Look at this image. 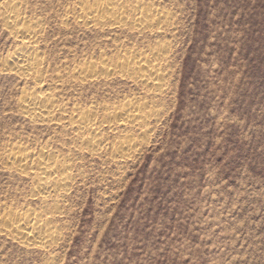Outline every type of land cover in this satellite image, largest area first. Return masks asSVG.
I'll return each instance as SVG.
<instances>
[{"label": "rangeland", "instance_id": "rangeland-1", "mask_svg": "<svg viewBox=\"0 0 264 264\" xmlns=\"http://www.w3.org/2000/svg\"><path fill=\"white\" fill-rule=\"evenodd\" d=\"M75 1L22 0L31 19L43 22L38 53L48 72L148 54L159 41L172 47L164 91L147 132L125 126L135 143L124 159L74 160L63 197L42 203L32 177L0 159V222L29 212L58 228L46 248L0 230V264H264V0H114L171 14L168 29L141 36L62 21ZM13 46L0 23V60ZM112 77L118 80L103 87L55 89L47 81L42 89L60 96L67 113L75 104L115 107L143 97L133 82ZM26 80L0 72V150L74 154L67 120L51 126L23 117L20 91L34 86ZM115 131H106L108 142Z\"/></svg>", "mask_w": 264, "mask_h": 264}, {"label": "bare ground", "instance_id": "bare-ground-1", "mask_svg": "<svg viewBox=\"0 0 264 264\" xmlns=\"http://www.w3.org/2000/svg\"><path fill=\"white\" fill-rule=\"evenodd\" d=\"M22 3V0H0V23L10 43L14 45L0 60V72L14 78H23V81L27 79L31 80L28 82H33V88L30 87L32 89L25 87L20 91L21 97L18 106L23 117L32 124L46 123L48 125L49 123L51 125L61 120H67L68 123L64 124L70 126L68 128H71L73 133L72 140L78 146L74 150V154L71 151V154L68 155L60 153L59 150L51 151L45 150V148L36 152V150L30 149L13 151L5 147L0 150V159L4 160L7 168L14 169L19 176L32 177L35 182V187H32L34 196H37L39 201L45 204L50 197L64 196V192L67 191L73 180V174L71 175L70 171L74 160L84 158V154L98 157L107 153L110 155L109 158L116 161L115 164H119V161L124 159L125 152L132 149L135 143L133 132L125 130V126L127 124L129 127L134 125L137 131L147 132L150 120L153 119V106L158 101L157 99L155 101V97L164 91L165 71L168 58H170L168 53L172 47L169 46L171 44L156 41L155 46L152 45L150 49L147 47L149 53L147 51L146 53L148 54H142L143 52L140 54L139 51H137L139 53L129 52L114 61L102 58L87 64L75 65L66 72L50 73L47 61L38 53L40 41L43 39V22L40 19L32 20V15L22 7ZM141 3L143 4V2ZM149 5V3L144 4L143 10L140 8L137 10L132 5L134 9L129 10L128 4H118L114 0L110 2L107 0H77L71 5V10L60 15V19L73 21L77 26L96 30L108 28L118 31L126 28L129 32L138 33L140 36L145 33L152 34L154 31L160 32L163 28L168 29L169 22H171L168 21L170 12V15L167 14L168 10L163 12L155 9L156 11L153 12ZM115 75L129 80L130 83L133 82L134 86L137 85L140 91L142 90L143 97L125 100L115 107L93 103L83 109L80 108L82 106L79 107L76 104L73 106V104L72 109L67 113L63 104H60L62 98L60 102V96L56 93L55 96L45 92L43 89L46 86H42L48 81L55 89L57 86L64 88L62 87L64 85L68 87L75 85L77 90L88 84L103 87L118 80V77L116 80H109ZM56 92L58 93V91ZM99 108L102 109L101 112H99ZM113 130L119 132L115 134L116 136L112 134L114 137L113 139L111 137V143L108 142L110 138L106 136V131L112 132ZM59 132L61 131L59 130ZM71 145L73 146V144ZM61 150L64 151L62 148ZM60 155L64 157L60 158ZM128 155L130 154L126 155L129 158ZM55 208L53 209L56 210ZM43 209H50V206L41 210ZM54 210L52 211L54 212ZM30 214L25 212L3 219L0 222L1 232L26 246L34 245L46 248L54 245L58 239L57 225L56 227L51 225L52 228L49 225L50 221L48 223L45 221L47 224L44 225L37 223L34 221L37 218L32 220ZM41 220L43 219L41 218Z\"/></svg>", "mask_w": 264, "mask_h": 264}]
</instances>
